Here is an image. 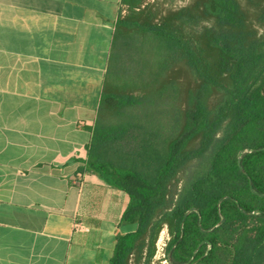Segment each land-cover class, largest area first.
Returning a JSON list of instances; mask_svg holds the SVG:
<instances>
[{
  "label": "trees",
  "instance_id": "16d2710c",
  "mask_svg": "<svg viewBox=\"0 0 264 264\" xmlns=\"http://www.w3.org/2000/svg\"><path fill=\"white\" fill-rule=\"evenodd\" d=\"M247 1L255 22L239 0H193L158 19L144 0H123L83 161L129 198L121 220L134 228L117 233L109 264H150L163 223L166 252L178 241L173 264H264V0ZM136 34L161 57L124 77L116 49ZM176 67L191 78L184 89L168 74ZM160 101L183 103L169 132L134 114ZM196 162L201 170H191ZM191 208L200 224L197 211L183 220Z\"/></svg>",
  "mask_w": 264,
  "mask_h": 264
},
{
  "label": "crops",
  "instance_id": "0c3cea01",
  "mask_svg": "<svg viewBox=\"0 0 264 264\" xmlns=\"http://www.w3.org/2000/svg\"><path fill=\"white\" fill-rule=\"evenodd\" d=\"M123 0H0V264H109L128 195L83 170Z\"/></svg>",
  "mask_w": 264,
  "mask_h": 264
},
{
  "label": "rangeland",
  "instance_id": "374dc122",
  "mask_svg": "<svg viewBox=\"0 0 264 264\" xmlns=\"http://www.w3.org/2000/svg\"><path fill=\"white\" fill-rule=\"evenodd\" d=\"M193 0H144V4H149L151 6V10L157 13V19L162 17L167 13L169 9H177L182 6H186L190 4ZM242 7L248 9V14L250 20L254 21V12L250 7L247 0H239ZM127 13V6L125 7L124 15ZM255 22V21H254ZM255 26L258 29V32L263 30V26H259L255 23ZM118 53H120L121 57L116 61L117 69L120 70L124 77L131 75H140L143 74L148 68L146 66L147 63L155 64L161 57L160 53L157 51V46L154 41L150 39H144L140 35H134L132 39L128 41V43L120 44L116 49ZM168 74L175 78L180 84V86L184 89L188 84L191 83V78L188 73L178 67L171 69ZM215 97L210 98V104H213L215 101ZM182 101H178L175 105L167 101L154 102L150 104H145L134 109V114L138 120L147 121L151 123V125L157 124L162 131L169 132L172 125L173 120V108L179 106L182 108ZM148 116V117H146ZM203 166L199 165V163H192L191 170L197 171L201 170ZM177 188H180L182 184V174L178 175L177 179ZM168 237L170 239L171 235L165 223L160 227L155 242H154V252L151 259L150 264H169L164 262V257L162 256V251L157 250L155 243L160 236ZM169 241V240H168ZM166 241V246H167ZM166 253V247H165Z\"/></svg>",
  "mask_w": 264,
  "mask_h": 264
},
{
  "label": "water",
  "instance_id": "95a60500",
  "mask_svg": "<svg viewBox=\"0 0 264 264\" xmlns=\"http://www.w3.org/2000/svg\"><path fill=\"white\" fill-rule=\"evenodd\" d=\"M248 151H249V150H247V149H243V150H240V151H239V153H238V163H239L240 155L243 154V153H245V152H248ZM250 187H251V189H252L251 181H250ZM221 199H222V198H221ZM221 199L219 200V202L221 201ZM191 211H197V212H198L197 208H191V209H188V210L185 212V214H184L183 220H184L185 216H186L189 212H191ZM198 214H199V212H198ZM199 218H200V214H199ZM224 219H225L224 216L220 214V220H219V221H218V222H217L212 228H210L208 231L213 230L216 226H218L219 224H221V223L224 221ZM200 220H201V218L199 219V224H200ZM182 235H183V221H182V223H181V235H180L179 239L182 237ZM179 239H178V240H179ZM177 242H178V241H176V242L174 243V245L171 247V249H170L169 252L167 253V257H168V260H169V263H170V264H173V262H172V260H171V253H172L173 248L176 246ZM192 259H193V257H191V259H190L186 264H194L195 261H192Z\"/></svg>",
  "mask_w": 264,
  "mask_h": 264
},
{
  "label": "built area",
  "instance_id": "2783aa9c",
  "mask_svg": "<svg viewBox=\"0 0 264 264\" xmlns=\"http://www.w3.org/2000/svg\"><path fill=\"white\" fill-rule=\"evenodd\" d=\"M169 237H168V233H167V237H163L161 234L158 237L155 246L157 248V250L162 251V256L164 257V262L167 261V263H169V260L167 258V254L165 253V247H166V241L168 242Z\"/></svg>",
  "mask_w": 264,
  "mask_h": 264
},
{
  "label": "flooded vegetation",
  "instance_id": "af4514ba",
  "mask_svg": "<svg viewBox=\"0 0 264 264\" xmlns=\"http://www.w3.org/2000/svg\"><path fill=\"white\" fill-rule=\"evenodd\" d=\"M166 254H167V252H166ZM170 264V263H169Z\"/></svg>",
  "mask_w": 264,
  "mask_h": 264
}]
</instances>
